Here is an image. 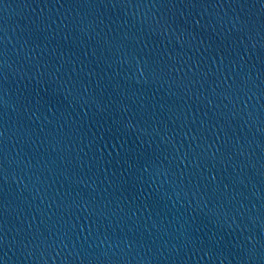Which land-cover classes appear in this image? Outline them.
Here are the masks:
<instances>
[{"label":"water","instance_id":"1","mask_svg":"<svg viewBox=\"0 0 264 264\" xmlns=\"http://www.w3.org/2000/svg\"><path fill=\"white\" fill-rule=\"evenodd\" d=\"M0 264H264V0H0Z\"/></svg>","mask_w":264,"mask_h":264}]
</instances>
